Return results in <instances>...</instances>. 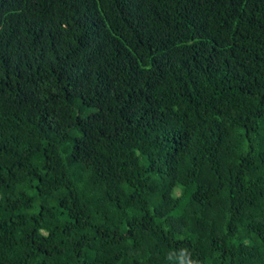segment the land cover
Wrapping results in <instances>:
<instances>
[{
	"label": "trees",
	"instance_id": "16d2710c",
	"mask_svg": "<svg viewBox=\"0 0 264 264\" xmlns=\"http://www.w3.org/2000/svg\"><path fill=\"white\" fill-rule=\"evenodd\" d=\"M0 264H264V0H0Z\"/></svg>",
	"mask_w": 264,
	"mask_h": 264
}]
</instances>
